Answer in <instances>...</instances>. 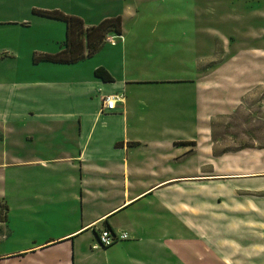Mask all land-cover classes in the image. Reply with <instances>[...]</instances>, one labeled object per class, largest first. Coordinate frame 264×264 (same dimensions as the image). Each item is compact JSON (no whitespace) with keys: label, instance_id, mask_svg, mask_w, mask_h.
I'll return each instance as SVG.
<instances>
[{"label":"crops","instance_id":"crops-1","mask_svg":"<svg viewBox=\"0 0 264 264\" xmlns=\"http://www.w3.org/2000/svg\"><path fill=\"white\" fill-rule=\"evenodd\" d=\"M31 3L21 4L30 13L21 20L28 36H15L12 46L4 29L20 27L0 4V201L10 213L18 209L16 225L12 214L0 222L1 240L12 246L0 264H225L196 238L203 233L193 228L192 203L200 197L212 211L213 186L232 166L262 169L259 153L232 159L213 137L250 86H260V51L241 49L235 63L206 67L218 37L198 39L199 27L194 38L143 32L153 26L126 21L134 14L128 0ZM35 11L80 18L85 28L120 17L122 32H110L115 45L105 42L78 63L26 64L35 51L60 52L66 40L65 22ZM244 30L218 33L226 40ZM99 68L112 81L96 77ZM113 95L123 102L102 112ZM240 156L248 167L236 163ZM105 228L128 238L95 250Z\"/></svg>","mask_w":264,"mask_h":264},{"label":"rangeland","instance_id":"rangeland-1","mask_svg":"<svg viewBox=\"0 0 264 264\" xmlns=\"http://www.w3.org/2000/svg\"><path fill=\"white\" fill-rule=\"evenodd\" d=\"M23 2L33 4L31 3L33 0H0V4L11 9L8 18L11 21L8 22L11 24L15 22L14 24H19L20 27L10 26L4 29L11 46L15 36H28L25 34L26 31L21 29L22 18L26 16L28 18L30 14L21 9ZM128 2L133 5L134 14L132 18L126 19L127 22L134 20L141 25L150 23L153 26L150 29L143 27V32L146 30L163 32L162 34L169 38L178 37V33H185L188 38H194V31L199 27L203 34H198L196 36L198 39L211 40L218 37L216 40L219 43L215 45L213 57L211 60H205L210 61L206 67L218 68L225 66L227 62L233 63L241 49L248 54L254 52L255 46L260 51L255 52L262 57L260 86L255 88L250 86V92H247V96L239 103L237 111L224 123L215 124L213 137L220 143L219 150L229 151L232 159H236L238 153L254 159L253 154L259 153L257 156L261 155L263 158L262 169L248 171L232 166L224 182L213 186L212 211L210 203H205L198 197L197 203H192L196 216L191 222L194 224L193 228L203 233L196 238L209 244L215 255H218L219 259L222 258L225 264H264V0H128ZM116 8L119 9L120 6ZM247 24L256 28L246 27ZM234 30L241 32L244 30L245 38H241L243 36H239L238 33H232L230 37L225 35L226 40L221 39L219 33L226 34ZM138 32L140 31H136V34ZM32 47L40 45L35 44ZM30 49V44L26 45L21 57L24 58ZM44 54L35 51L31 57L29 56L26 64L41 63H35L34 58ZM177 55L183 56V53L177 51ZM12 57L13 55L9 56ZM232 63L231 69L235 68ZM24 69L28 70L29 67ZM245 157L240 156L239 162L236 163L248 167L249 159ZM12 209L14 213L9 212V219L11 220V214L15 215L12 225H16L18 209L15 205ZM10 245L0 237V254L11 252ZM14 263L17 262L10 264Z\"/></svg>","mask_w":264,"mask_h":264},{"label":"trees","instance_id":"trees-1","mask_svg":"<svg viewBox=\"0 0 264 264\" xmlns=\"http://www.w3.org/2000/svg\"><path fill=\"white\" fill-rule=\"evenodd\" d=\"M37 14L46 17L61 20L66 23V40L64 48L56 54H44L34 58L35 63L49 62L57 64H75L92 57L99 52L105 44L106 36L115 31L121 35V18L106 20L98 26L85 28L84 22L77 17L66 16L59 12H40L35 11ZM95 76L101 78L103 81H112L109 73L99 68L95 71ZM178 144V143H177ZM182 145H194V143L183 142ZM0 222L7 223L9 220V207L6 203L0 201Z\"/></svg>","mask_w":264,"mask_h":264},{"label":"built area","instance_id":"built-area-1","mask_svg":"<svg viewBox=\"0 0 264 264\" xmlns=\"http://www.w3.org/2000/svg\"><path fill=\"white\" fill-rule=\"evenodd\" d=\"M106 42L115 45L116 44V40L112 37L107 35ZM119 102H123V96L122 95H113V96H107L105 98H103L102 101V112L104 111H114L117 108V104ZM128 236L126 234H118L115 235L113 234L111 231H109L108 229H103L98 237V241L97 243L93 246V248L95 250H99V249H106L108 247H111L112 245H114L115 243L125 240L127 239Z\"/></svg>","mask_w":264,"mask_h":264}]
</instances>
